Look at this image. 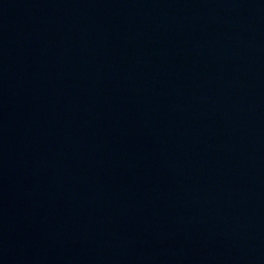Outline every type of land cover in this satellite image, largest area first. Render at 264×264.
Instances as JSON below:
<instances>
[{
	"label": "water",
	"instance_id": "obj_1",
	"mask_svg": "<svg viewBox=\"0 0 264 264\" xmlns=\"http://www.w3.org/2000/svg\"><path fill=\"white\" fill-rule=\"evenodd\" d=\"M0 264H264V0H0Z\"/></svg>",
	"mask_w": 264,
	"mask_h": 264
}]
</instances>
